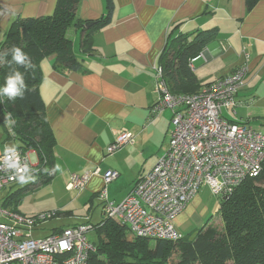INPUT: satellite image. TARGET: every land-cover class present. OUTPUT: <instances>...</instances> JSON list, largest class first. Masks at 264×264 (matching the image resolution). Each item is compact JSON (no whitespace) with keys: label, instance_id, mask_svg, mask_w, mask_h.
<instances>
[{"label":"crops","instance_id":"1","mask_svg":"<svg viewBox=\"0 0 264 264\" xmlns=\"http://www.w3.org/2000/svg\"><path fill=\"white\" fill-rule=\"evenodd\" d=\"M113 1L110 23L95 28L92 34L90 55L80 50V29L70 27L66 32L72 52L81 63L80 69L60 71L53 67L51 58L43 59L38 90L54 139L47 184L64 182L67 189L72 175L91 174L82 190L69 191H77L78 196L84 194L92 202L103 189L107 200L117 205L168 149L172 112L169 109L153 112V107L159 97L155 69L172 39L204 31L215 33L189 62L198 89L230 75L242 64L247 66L245 86L236 98L238 105L234 113L228 111L224 115L231 114L226 119L232 123L249 126L246 114L259 110L264 98V0H259L250 11L246 10L244 0ZM56 2L0 0V42L16 19L49 16ZM105 11L104 0H80L76 17L94 23ZM124 133L130 134L133 141L107 154L106 149ZM17 147L18 142L0 128V155ZM26 155L31 168L37 171L36 154L28 151ZM109 170L116 171L118 177L104 185L102 177ZM26 180L16 183L21 184L16 193L22 195L16 212L31 216L35 214L22 213L18 208L27 189L40 184ZM11 192L14 190L9 188L7 194ZM198 193L173 222L183 237L196 231L179 230L187 220L185 213L188 210L192 213L200 204ZM7 194L4 197L1 194V199ZM54 212L59 216L58 211ZM65 214L73 216L69 210ZM101 216L102 211L96 222ZM84 218L90 221L91 215ZM76 225L53 227L50 234Z\"/></svg>","mask_w":264,"mask_h":264},{"label":"built area","instance_id":"2","mask_svg":"<svg viewBox=\"0 0 264 264\" xmlns=\"http://www.w3.org/2000/svg\"><path fill=\"white\" fill-rule=\"evenodd\" d=\"M155 73L159 97L153 112H172L168 149L121 203H110L103 189L98 199L102 215L117 221L134 237L177 242L183 236L173 222L201 188L206 187L216 199L223 198L246 178L261 172L264 133L247 124L232 123L224 116V112L234 113L238 105L236 98L245 86L246 65L190 94L171 93L162 69L157 67ZM132 141L130 134H121L106 153L111 155ZM36 172L28 156L18 149L0 155V196ZM90 176L72 175L67 189L82 190ZM117 177L116 171H106L104 185ZM2 203L0 197V264H86L95 252L87 238L92 231L90 224L33 238V233L42 231L56 212L26 216Z\"/></svg>","mask_w":264,"mask_h":264},{"label":"trees","instance_id":"3","mask_svg":"<svg viewBox=\"0 0 264 264\" xmlns=\"http://www.w3.org/2000/svg\"><path fill=\"white\" fill-rule=\"evenodd\" d=\"M80 0H57L54 12L45 17L18 18L0 42V87L14 71L24 77L22 97L9 100L0 97V128L18 142L17 149L37 156V174L49 181L54 139L44 114V103L38 86L42 81L40 62L51 58L53 67L60 71H78L80 61L75 57L71 41L66 37L70 27L82 32L80 50L92 53L91 37L95 28L110 23L114 10L113 0H104L105 14L84 28L86 22L76 17ZM250 11L259 0H244ZM194 35H180L172 39L161 54L159 67L163 80L171 93L190 94L200 89L189 62L203 46L215 36L212 31ZM19 47L28 57L31 67L11 61V48ZM11 113L14 123L5 124V115ZM21 193L11 192L2 205L16 210ZM220 228L206 227L196 230L177 242L134 237L117 221L103 215L99 222L90 224L97 242L86 264H264V167L254 178H246L230 194L217 199ZM206 227V228H205Z\"/></svg>","mask_w":264,"mask_h":264},{"label":"rangeland","instance_id":"4","mask_svg":"<svg viewBox=\"0 0 264 264\" xmlns=\"http://www.w3.org/2000/svg\"><path fill=\"white\" fill-rule=\"evenodd\" d=\"M261 101L262 102L260 106L262 107L259 108V110H252L249 114L250 116L247 114L246 116L250 118V124L248 127L264 133V98ZM237 113L243 114V112L240 110H237ZM225 115L227 116L225 118L230 119V117L228 116H231V114L226 113ZM26 179V181L30 179L35 182L37 181V183L40 185L32 186V188L27 189L22 204L18 209L22 213L26 214H38L54 211L59 212V216H56L55 218L49 220L48 223L44 225L42 231H40L39 233L34 232L32 235L33 238H41L49 235L53 227L62 226L67 223L78 225L82 224L83 222L85 223L86 219L84 217L87 214L91 215L90 223H97L96 221L99 219L100 213L102 211V206L99 203L100 201L98 200V198L92 202H89L90 199H88L86 195L82 194L81 196H78L79 194L77 191L67 190L65 188L64 182H55L54 184L49 185L47 183L43 184L38 181L43 179L39 176L27 177ZM20 185L21 184L13 185L12 187H10L11 191L14 190L15 193L17 186ZM7 192L8 190L3 191L2 197H4ZM197 198L200 200V204L193 208L192 213L189 210L185 213V216H187V220L184 224L183 229L179 230L180 232H183V230L191 232L193 230H199L204 226L216 227L218 229L220 228V216L218 214L219 206L215 196H212L209 190L206 187H203L199 191ZM117 201H119V199H117ZM2 202H4V199L2 200ZM68 210L73 213V216L70 218L65 214ZM192 236H194V234H192L191 237ZM87 238L92 243L97 242L95 231H90L89 233H87Z\"/></svg>","mask_w":264,"mask_h":264},{"label":"clouds","instance_id":"5","mask_svg":"<svg viewBox=\"0 0 264 264\" xmlns=\"http://www.w3.org/2000/svg\"><path fill=\"white\" fill-rule=\"evenodd\" d=\"M10 51L12 59L8 62L9 64L14 62L16 65L24 66L26 70L31 67L28 57L21 48L14 46ZM0 63H2V58H0ZM24 88L25 83L23 74L20 71H14L11 75L6 77L4 86L0 87V97H7L9 100H15L17 97H22ZM11 117V113L5 115V124L9 127L14 123Z\"/></svg>","mask_w":264,"mask_h":264},{"label":"water","instance_id":"6","mask_svg":"<svg viewBox=\"0 0 264 264\" xmlns=\"http://www.w3.org/2000/svg\"><path fill=\"white\" fill-rule=\"evenodd\" d=\"M90 25H93V23H86L85 27H89Z\"/></svg>","mask_w":264,"mask_h":264}]
</instances>
